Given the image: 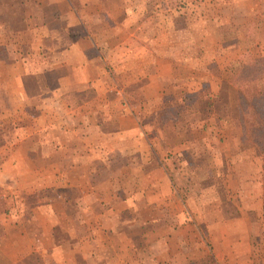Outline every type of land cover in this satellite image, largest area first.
Returning a JSON list of instances; mask_svg holds the SVG:
<instances>
[{
  "label": "rangeland",
  "instance_id": "obj_1",
  "mask_svg": "<svg viewBox=\"0 0 264 264\" xmlns=\"http://www.w3.org/2000/svg\"><path fill=\"white\" fill-rule=\"evenodd\" d=\"M144 5V14L137 21L138 16L131 18L132 23L136 21L132 27L119 28L117 33L104 30L96 34L98 41H151L150 60L156 56L152 48L158 51L153 41L167 42L171 57L167 56V69L171 75L164 85L165 93L159 100L148 96L141 103L142 108L135 110L136 136L140 133L146 139L137 138L134 145L121 134L102 135L114 149L86 162L80 170L82 181L87 182L86 190L42 188L22 194L30 202L40 197L54 200L53 240L65 245V249L69 242L66 232L75 237L83 235L85 230L88 232L87 228H94L103 232L104 237L100 235L98 247L89 241L84 252L61 262L35 252L24 263L264 264V197L263 203L258 199L255 206L250 190L238 196V192L228 188L230 168L228 171L226 165V147H230L239 127L233 107L237 91L253 86L264 91V0H145ZM122 16L119 15V20ZM136 91L134 88L129 94L132 105L140 101L141 95ZM89 95V90L82 94ZM0 129L1 146L2 137L9 134V129L6 126ZM77 133L80 137L75 138L76 142L62 147L48 143L50 149L63 152V148L70 151L75 147L81 153L86 152V145L80 140L82 132L78 129ZM240 142L243 147L252 146L247 145V140ZM253 147L264 155L261 146ZM147 149L150 154H145ZM233 150L231 147L230 151ZM4 153L0 152V162ZM70 155L65 161L72 164L74 159ZM159 160L172 183L180 187L176 201L168 199L170 203L166 201L163 211L145 205L153 199L146 197L149 191L145 186L147 181L157 178L158 171L152 173V170L160 168ZM92 167H97L96 173L91 171ZM103 180L110 181L112 188L91 193L90 183ZM6 194L10 198L20 191L7 190ZM83 194L86 195L82 197ZM111 195L112 202L100 203L101 198ZM80 197L91 203L93 213L102 212L97 220L78 221L73 203ZM3 199L0 198V204L5 208L8 204L5 206ZM63 200L67 202L64 209L72 216L69 220L60 210ZM7 219L0 220V235L5 232L3 223ZM34 230L33 227V233Z\"/></svg>",
  "mask_w": 264,
  "mask_h": 264
},
{
  "label": "crops",
  "instance_id": "obj_2",
  "mask_svg": "<svg viewBox=\"0 0 264 264\" xmlns=\"http://www.w3.org/2000/svg\"><path fill=\"white\" fill-rule=\"evenodd\" d=\"M144 3L145 0H0V122L3 123L0 126L9 129L0 146V152H5L0 162L3 192L0 198H4V205L8 204L5 208L0 204V220L9 218L4 221L5 232L0 235V264H25L24 260L35 252L61 262L84 252L89 241L99 246L103 232L94 228H87L88 232L75 237L66 232L69 239L66 249L65 245L55 243L54 200L40 197L30 202L22 194L42 188L86 190L87 182L82 181L80 170L86 162L114 149L102 135L121 134L134 145L137 138L146 139L140 133L136 136L135 110L142 108L141 103L148 96L159 100L165 93L164 85L171 75L167 69V56L170 57L167 42L153 41L158 51L152 48L156 56L150 60L151 41H98L96 34L104 30L117 33L119 28L132 27L146 10ZM119 15H123L121 20ZM133 15L138 16L134 23ZM161 67L163 70L158 71ZM134 88L143 96L137 105L128 100ZM87 90L90 95L82 96ZM4 117L8 119L3 120ZM78 129L86 152L81 153L75 147L70 151L63 148V152L50 149L48 143L62 147L76 142L75 138L80 137ZM241 135L239 126L231 145L226 141L230 145L226 147L228 171L230 168L228 188L238 192V196L250 190L256 206L258 199L262 202L264 197V155L253 146L240 145ZM43 147L48 149L44 151ZM231 147L235 148L233 152ZM68 152L72 155H67ZM145 154H150V149ZM69 155L74 159L72 164L65 161ZM158 162L160 168L152 170L158 171L157 178L147 181L145 186L149 191L146 197L153 199L145 205L163 211L168 199L176 201L180 187L172 183L164 163ZM91 171L96 173L97 167ZM105 188H112L110 181L92 182L89 186L91 193ZM7 190H18L20 194L7 198ZM113 198V195L101 198L100 203L112 202ZM62 202L59 204L62 216L69 220L71 215L63 207L67 202ZM73 204L79 222L95 221L102 215L100 211L93 213L91 203L81 197Z\"/></svg>",
  "mask_w": 264,
  "mask_h": 264
},
{
  "label": "trees",
  "instance_id": "obj_3",
  "mask_svg": "<svg viewBox=\"0 0 264 264\" xmlns=\"http://www.w3.org/2000/svg\"><path fill=\"white\" fill-rule=\"evenodd\" d=\"M262 72V70H261ZM253 83L255 81H252ZM241 128V141L264 150V91L259 86L237 91L234 106Z\"/></svg>",
  "mask_w": 264,
  "mask_h": 264
}]
</instances>
